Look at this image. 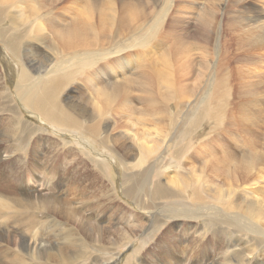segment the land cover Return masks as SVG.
Here are the masks:
<instances>
[{"label": "rangeland", "instance_id": "obj_1", "mask_svg": "<svg viewBox=\"0 0 264 264\" xmlns=\"http://www.w3.org/2000/svg\"><path fill=\"white\" fill-rule=\"evenodd\" d=\"M22 1L23 0H17L18 2L17 3L16 1L9 2V0H5L1 2L2 4L0 5H14V4L15 5L17 4L18 5H26V4L27 5H54V8L50 10V15L55 14L52 16L55 17L56 21L54 22L53 20H51L49 22L45 20L46 23L47 22L48 23L47 25L46 23H44L43 32L44 34L47 32V34H45V37L46 36L48 37V38H45V40L48 39L51 45L48 42V40L47 42L45 41L44 42L43 41L34 42L33 40H31L30 37L29 38L27 37L30 40H27V38H25L24 40H27V42L32 41V42H28L29 45H31V47H29V45L28 47L32 48V45H33V48L35 49L32 48L31 50L32 51L36 50V52L34 53L31 50L29 52V50H27L26 47H21V51H20L21 59L20 60L17 59L16 57H13L12 54L5 48V46L1 42V36H0L1 50H3V52L6 53L7 57L9 58L8 59L6 57L5 58L2 57L1 52H0V85H1L0 86V126L2 125L1 126L2 129L0 128V134L4 132V131L1 132V130L7 129L6 130L7 132L13 131V132H9L8 134H5L6 137H4L3 134L0 135V138L4 137L7 139V140L4 139L5 141L0 140L3 144L4 143L6 144V145L5 144L2 145L3 147H5L7 150L9 148V151L5 153H7L8 155V152H10L8 156H6L5 153H2V157L4 159L2 162L0 161V185H1L0 186V196L4 198L3 192L1 191L2 188L4 187V185L2 184H6L9 180H12L13 178L16 179L18 178L19 175H20L19 177L21 179L24 178V180L25 179L29 180V178L32 179V180L30 179V181H28L30 183L29 184L26 183L25 186L16 185L14 188V192H10V193H13L11 195L14 197L17 196L20 198L22 196L20 198L21 202L17 204L18 208L16 207V205H14L15 207L13 206L10 208H3L0 206L1 207L0 208V237L2 236V229L4 227L9 228L11 233L13 232L11 234V236L13 237V238L11 237L12 238L11 244H13L14 246V241L17 239L18 232L22 230L32 231L33 230L31 228L32 225L30 226L28 222L30 220H38L39 223L36 225V232H37V235L41 236V238L43 237L42 240L44 241L43 243H41L42 245L40 246V249L52 248V247H67L66 240L64 239L63 235L65 234L66 230L69 229L70 231L73 232L74 246L78 249H82L83 253L81 257L78 258L77 260L70 259L69 261H66V263L64 264H98L99 262L106 263V264H162V261L163 262L168 261L169 263H171V260L166 256L164 251H162L163 249L159 242L162 233H164L163 237L165 238L168 245L172 243L171 245H169V249L170 251H173V250L175 251L174 259L178 260V264H211V263L212 264H237V262H239L240 258H243V256H244L243 264H255L256 262H259L261 255L257 251L251 253L253 250L251 247L254 246L253 245L254 239L258 241L259 239H262L264 242V236H263L264 234L263 235L259 234L256 230H252L251 233L249 231L246 232L242 229L241 231H239L240 225H238V223H240L241 225L245 224L247 222L246 217H250L249 215L244 214L242 211L239 212V215L243 216L241 217V221L235 222L236 225L235 223H233V225H229V226L221 223L220 220L218 221V219L213 218V216L208 217L205 215L199 216L194 219H187L184 217H180L177 219L163 218L162 216L163 214L162 209H164L163 206L152 207V210H153L152 213H148V212L145 213V211H142L139 208V205L135 203L133 197L127 195L126 193V190L129 187V183H131V179L129 177H130V174L132 173V170L129 171V169L126 168V171H125V168L122 165V164H126L128 166H131L133 165V163L139 162L137 161L139 159V152L132 150L131 153L127 154L128 158L126 159V161H119L117 154L118 153L121 154V153L116 148L115 143L113 144L114 136L116 135L117 132H118L117 134H120L121 136L125 138H126V135H125L126 133L136 136V134L140 132L139 130L143 132L149 131L153 135L154 134L156 135V133L159 132L161 137H164V141L162 143H165L164 144L165 146L163 145V148L160 149L162 146L161 144L158 152L153 153L152 155L145 158L144 159L145 162L140 161L145 164L144 166L148 164H152L155 161H160L159 166L155 168L154 171L151 173V177L153 180L157 179L158 178L157 176H160L162 177L161 178L162 183H164L165 181L169 180V178H171L172 176H175L176 178L177 176L176 172L184 173V171L187 170L188 167H189L188 170L192 173V177L194 175L198 176L197 174L200 173L199 168L202 167V165H205L208 167V165L210 166L211 163H213L214 161L215 162L218 161L219 165L221 166L225 165L224 161H229L227 168L231 169L230 178L232 180L233 178H235V176L233 175L237 174L236 170L238 168L237 166L234 165L236 164L234 161H240L239 159L242 158L243 154H256V155L262 156V161H264V116L260 117L259 120L257 119L256 120L257 123L254 120L252 121V119H251L252 122H249L250 120L248 119L245 120V118H243V120L241 121L239 120V123L235 122L239 118L238 116L239 112L237 113L236 111L233 110V107H234L233 105L238 103V99L237 97L235 98V96L233 95L234 94L233 92H234V88L236 90L238 89V86L234 87L233 81H232V85L230 88L233 91L231 92L232 96L230 100H232V103H234L233 100H235L236 103L231 104L230 103L231 101L229 100L228 105H230V110H232V113L235 117L232 115L230 111L224 112V115L229 112L232 115V118H234L233 120L229 119L230 121L229 122L225 116L223 118L221 117L219 109L218 111L212 110L213 106L217 107L218 105H221L223 103L222 100H216L215 102L212 103V105L209 104V107L206 106L209 100H211L214 97L213 92L215 93L214 84L216 81V78L214 77L215 74L209 75V72L207 71V74H206L207 86L204 88V94L206 95L202 94V91H203L202 90L200 95L198 96V98L196 99L194 103V109H193L192 114L186 117L184 120H182L181 118H183V116H181V114L183 113V111H181V113H178L177 115L173 114V112L170 111L169 105L171 104L172 99H168L169 92H168V88L166 87L167 86L166 83L164 81L161 82L160 76L158 75L157 80L159 82L158 85L159 84L160 85H159V89H157L158 87L154 85V82L152 83V80L149 81L146 78V75L153 70L156 71L158 74H161L160 71L162 70L163 72L164 70H167L168 65H171L172 68H175L178 66V62H179L178 56L174 54L169 55L166 53L165 49L169 45V43L166 41L164 42V39L160 45H158L155 48H152L150 52H147L145 54L141 52L148 50L149 47L153 43H155V41L157 40V36L156 37L152 36V38L149 37L145 42L141 44H137L135 45V47H132L131 49L118 51L119 49L123 48V43L120 41L114 45V48L112 47V50L115 51L114 54L108 57L97 56L93 59L94 61L92 62H90L91 60H89L83 64L78 65L76 63V58L73 57L75 55L74 53L69 54L67 53V51L65 52L62 49L59 51V49L61 48L59 47V45L61 46V44L58 41L63 36L62 37L57 36L55 30H57L59 26L63 27V24H60V21L62 20H63L62 22L66 24V26L71 25L72 23H70V21L68 20L70 16H74L75 15L74 13L77 12V11L75 12L74 9L75 8L78 9L79 5H82V6L84 4L86 5L85 3L86 0H84L85 2L82 0H79L80 2L78 0H36V1L35 0H24L23 2ZM191 1L186 2V0L184 1L183 0H171V3L169 4L168 9H166L164 18L162 20V28L166 29L167 25L169 24V20H171L172 18H173L172 20L179 19V20L191 21V25L195 23L193 22L194 20L191 18H196L197 13H201V10L199 9L203 8L207 4V2H205L206 4H203V3L201 4V2L200 3L198 2L199 0H193L192 2ZM145 2H147L149 5V7H147L148 9L146 8V11L147 10L152 11V14L150 12L151 18L149 19V21L151 20L153 21L155 16L152 17V15H154L155 13L160 14L162 11H164L163 7H165L164 5H168L169 0H154V1L145 0ZM222 2L223 1L219 2L220 8L217 9V13H216V18H218L217 27L216 29L213 28V31L210 33V37H209V43L211 44L213 49L211 50L212 53L209 54L208 59L210 61L211 60L214 61V64H213L214 67L216 66L217 60L221 61V59H223L221 62H224L225 64L228 65V71L230 69V76L233 78V75L235 72L234 69L236 66L235 65L236 60H233L232 57L229 58L227 56H225L224 58L222 56L223 53L220 52V48L223 43L222 29H225L224 23L226 21L227 16H231L230 18L238 19V17L244 14H242L238 10L239 6L237 7L235 5H232L230 3L231 2L230 0L224 1L225 4ZM157 3L159 6H155L157 5ZM198 4H201L199 5L200 7L198 6ZM226 5L230 8L228 9ZM260 5L262 4L260 3L255 6L259 7ZM119 6H121V3H119V0H114L115 12L110 11V10H103L105 13V16H108V17L117 16L115 20H118V18H120V16L123 15V14L118 15ZM137 6L142 8L145 5H137ZM186 6H189V8L188 7L186 8ZM63 7L65 9V12L63 11L64 10ZM69 7H72V8H69ZM188 9L192 12L188 11ZM41 12H44V10H42ZM10 14L11 15L14 14L13 10H12V13L10 12ZM176 15L178 16V18ZM224 15H225V18H224ZM65 18L66 20L67 19L68 20L66 21ZM92 20L93 22L96 20L94 23L97 24L96 16ZM8 24H9L8 21L4 22L0 24V28L2 27L7 28L6 26ZM28 25L29 23L27 24V26ZM22 28L23 27L19 26V29H22ZM6 30H7V35L10 36V34L13 33L14 29L11 28V29H6ZM46 30L48 31L51 30L52 32L51 31L48 32ZM122 38H125L124 35L122 36ZM183 40H184L182 41L183 43L187 42L186 43L187 46L188 44L190 45L188 47H192V44H191V42L193 43L192 37H188V39L183 38ZM135 41L137 40L134 37H131L129 35L128 42L126 43H131ZM27 42H24V43L27 44ZM103 42L105 44L102 43V46H105L106 48L103 47L102 52H107L108 50L110 51L111 50L110 48L107 49L108 46L106 45V41L104 40ZM46 43H49V44H46ZM50 46H52V48ZM57 46L59 49L58 48L56 49ZM158 47H161V48H158ZM158 50L160 52H158ZM161 50H163V53ZM61 51H63V53ZM54 53H57V54L55 55ZM47 54L49 56H47ZM229 54L232 55V53H229ZM163 55L164 57L166 56L165 59H162ZM46 56L48 58L50 57L49 58L50 60L46 58ZM126 59L129 60L128 63L123 61ZM4 60L7 63L4 64ZM43 61H45L44 63H46L47 61L49 62L43 65L44 64V63L42 64ZM23 62H24V66H23ZM166 64H167V67H166L167 69L165 68ZM27 65H29V67ZM58 65L59 66L61 65V67L65 66V68H68L67 70L69 71L71 70L68 76L69 79L67 78L68 80L67 79L64 80V82L66 83L63 82L62 84L63 86L61 85L60 87L61 89H58L59 91L57 94L58 99L61 101V103L64 104V106L66 105L65 107L68 108L67 110L70 109L69 111L71 112L72 110L73 112H75L76 110L74 111V108L78 105L81 106V104L84 107V109H86L84 111L85 113L89 114L90 111L97 112V107L94 106V101L100 100V103H103L105 99L102 98V95H103L102 92L104 93L110 92L109 88L110 86H114L113 84H119L121 86L120 90L126 94L125 98L121 96L118 98V100L114 101V104L111 105L113 112L107 116L108 120H106L104 117V120H106L105 121L106 123L104 122L105 124L101 125L100 127L101 130L99 134L95 137V139H93L89 135L87 136L83 135L78 130H73V129L64 130L62 128L60 129V127L57 128L51 125L46 120H44L41 116L33 113L29 108H27L23 103H21L18 100L16 94L14 93L15 86L13 84L18 79V74H20V70L22 68H24L25 71L28 73V75L30 76V80L34 82L37 78H41L43 80V79L52 77L54 73L53 71H51V68L56 69L57 68L56 66ZM158 67L160 70L158 69ZM11 68L15 69V72L13 74L9 73L12 71ZM155 68H157L158 71L155 70ZM75 69H77L79 72L77 70L75 72ZM252 69H254V67H251L250 69L253 72L254 70ZM263 70L264 68L262 69V71ZM128 77L129 79H133L134 82L128 81ZM88 78H89V81H88ZM90 80H92V82ZM263 86H264V83H263ZM208 93L211 95H209ZM165 96H167V99L162 100V97H165ZM225 98H227V96ZM154 99L156 101L153 102ZM122 101L123 103H121ZM173 101L175 102V100ZM187 101L188 99L183 100L182 103L185 104L187 103ZM146 102L147 103L156 102L155 105L160 102L161 105L159 104L160 108L158 107V105L156 106L153 105L155 108L152 107L149 110L145 107L147 104ZM166 102L167 104L169 103L168 107H166L167 106ZM206 107L208 109H206ZM11 108L13 109L12 112L9 110ZM132 108H135V109H132ZM197 114L200 115L198 118L196 117ZM121 115L123 117H121ZM78 118L79 120L83 122L84 125L89 123V121L91 123L93 121L98 120V118L95 117L94 119H91L92 120L91 121L84 114H78ZM86 120H89V121H86ZM152 120H153V124H152ZM158 122H160V124H158ZM227 122L229 123L228 125L229 127L226 126ZM242 122H244L243 125H242ZM131 123L133 124V126ZM139 125L142 127H140ZM245 125L246 126L248 125V126L246 127ZM250 128H252L253 130L251 129L250 131ZM217 130L218 132H216ZM28 131L31 133L29 134ZM27 133L29 134V136ZM34 137H37V138H34ZM78 137H81V139ZM100 138L103 140L104 139L106 140H104V142L102 143ZM128 138L130 139L128 140L130 142V145L136 146V143L130 137ZM107 139L109 143L107 142ZM7 144L10 146H7ZM68 148H71V150L73 149L72 153L69 155H65L64 153L68 150ZM103 159H105L108 163ZM42 163L44 166L43 165L40 166V164ZM60 164L62 166H60ZM39 167L40 168L43 167V168L40 169ZM159 168H162V170L159 171ZM49 169L52 170L53 172L50 171ZM223 169L224 168H220V170L210 171V168L209 169L206 168L205 170L206 173L204 172L202 174L203 179L200 176L198 177H200V180L204 181L205 183L208 182V185H211V186L220 185L222 183V178L226 175ZM45 170L46 171L48 170V171L46 172ZM67 171H69V174ZM92 171L96 173L99 177V180L96 181L95 183H92L91 180L86 177V175L92 174ZM261 171L262 173H260ZM261 171H258L257 173L258 175L255 176L253 180L251 179L252 176H249L244 182L243 176L239 175L240 173L244 171L240 169V171L237 174V176L238 175L239 176L237 177L236 183H235V180L232 182V184L234 185V194L233 195L231 194V196L237 197L239 194L243 193V189L250 190V191L251 189L254 190L252 187L256 185L254 187L256 188L258 187L257 189L258 191L255 190L254 193L255 194L258 193V196L264 199L263 195H261V191L264 192V187H263L264 186V169ZM38 172H40V174ZM12 173H13V176L9 177V174L11 175ZM217 173H219L220 175ZM251 173L253 174L254 170H252ZM189 178H191V175ZM259 178L261 179L262 182L259 180ZM249 179H251L250 180L251 182L249 181ZM100 180L102 182H100ZM40 181L41 183L42 182L43 183L41 184ZM33 182L36 184H34ZM259 183L261 184V186ZM91 184H94L95 186ZM98 186H102V187L99 188ZM74 187H76L77 190L76 188L74 189ZM57 189H59L60 191L59 193ZM181 193L185 195V198L192 197L188 190L181 191ZM17 194L21 196H18ZM38 194H42V195H38ZM44 194L45 196L58 194L60 196H65L68 201L70 200L68 204L66 205L63 204V205L66 207H71L73 209H79V213L76 214V216H74L73 218L76 219L77 222L80 221L82 225L85 224L83 232L82 231L80 232L77 230L74 224L75 222L74 220L65 221V219H62L58 215L49 213L45 210L39 211L35 209H29L27 207L23 209L21 208V206L25 204L26 202L30 204L37 203L38 201L41 200V196H44ZM33 196H38V197L35 199H32ZM178 201H179V207L182 206V208L184 209L191 208V205L187 204V202L190 201L189 199L185 200L182 198L181 200H178ZM208 201L209 203H206V205L210 207L218 206L217 205L218 202L214 201L215 203H217V204H214L213 202H210V200ZM182 202H186V203H183L181 205ZM223 210L228 211L225 207H223ZM154 211L156 212L155 216H153ZM209 211L210 210H207L206 212H209ZM199 214H202V213H199ZM89 215L91 217H89ZM51 217L52 219H50ZM154 217L157 218L156 221H152ZM40 222H43V223H40ZM43 224L44 226H42ZM94 224L95 225L97 224L96 228H99L98 230L91 229L94 226ZM234 225H235V228H233ZM27 226H30V227H27ZM222 228H224V230L226 231V232L224 231V234H223L225 235L224 238H223V235L220 237H217V236L212 237V232L214 231V229L221 230ZM169 230L171 232H173V230L178 231L180 234L181 240L179 239L180 240L179 241L175 239L176 240L175 241V240L170 239L169 241V239L165 235V232ZM89 234L90 236L88 237ZM210 237L211 239L208 240ZM248 237L251 239H249ZM3 244L4 242L0 239V250L3 249L2 248ZM238 246L242 247L243 250L239 248ZM107 252L109 254H106ZM241 254L243 256H240ZM94 255H96L95 258H93ZM96 258H99V259H96ZM166 259H169V260H166Z\"/></svg>", "mask_w": 264, "mask_h": 264}, {"label": "bare ground", "instance_id": "obj_2", "mask_svg": "<svg viewBox=\"0 0 264 264\" xmlns=\"http://www.w3.org/2000/svg\"><path fill=\"white\" fill-rule=\"evenodd\" d=\"M3 1H5V0H0V4H2L1 2H3ZM14 1L17 2V0H9V2H14ZM82 1H84V0H82ZM152 1H154V0H152ZM188 1H191V0H188ZM188 1L186 0V2H188ZM220 1H223L222 3H224V1H226V0H199L198 1L199 3L201 2V4L202 3L206 4L205 2H207V4L203 8H200V9L197 7L199 10H201V13H197L196 18H191L194 20L193 22H195V23L197 22L196 24L193 23L191 25V21H188V20H179V19L172 20L173 19L172 17L174 16L173 15L171 17L172 21L169 20V24L167 25L166 29H163L162 28V20L164 18L166 9H168L169 4L171 3V0H169L168 5H164L165 6V7H163L164 11H162L160 14L155 13L154 15H152V17L155 16L153 21L152 20L149 21V19L151 18L150 12L152 14V11H150V10L146 11V8L149 7V5L147 3L148 1L145 2V0H119V3H121V6L118 7L119 13L118 12L117 13H118V15H121V14H123V15L120 16V18H118V20H115V18L117 16H114V17L105 16V13L103 11V10H110V11L115 12L114 0H86V2L84 1L86 3V5L85 4L83 6L79 5L78 9L73 8L75 10V12L76 11L77 12L74 13L75 14L74 16H70L69 20L67 19L68 21H70V23H72L71 25L66 26V24H64L62 22L63 20L60 21V24H63V27L59 26V28L57 30H55V32H56L57 36H61V37L63 36V37L58 41L61 44V46L59 45V47H61V48L59 49L57 46L56 49L58 48L59 51L62 49L65 52L67 51V53H69V54L74 53L75 55L74 54H72V55H74L73 57L76 58V63L78 65H80V64H83L89 60H91L90 62L94 61L93 59L97 56L108 57V56L114 54L115 51L112 50V47L114 48V45L120 41L123 43V48L119 49L118 51L131 49L132 47H135V45L145 42L149 37L152 38V36H154V37L157 36V40L155 41V43H153L149 47L148 50H145L141 53L145 54L147 52H150L152 50V48H155L158 45H160L164 39V42L166 41L169 43L168 46L166 45L167 46L165 49L166 53L169 55L174 54V55L178 56V61H179L178 66L177 67L174 66L175 68H172L171 65H168V69H167L166 68L167 64H166L165 68L167 70H164L163 72L161 70L160 71L161 74H158L156 71L153 70V71L149 72L147 75L146 74L145 75L149 81L152 80V83L154 82V85L158 87L157 89H159V85H160V84L158 85V83H159L157 80L158 75L160 76L161 82L164 81L166 83V85H167L166 87L168 88V92H169V95H168L169 98L168 99H172V102L169 106H170V111H172L173 114L177 115L178 113H181V111H183V113L181 114V116H183V118H181L182 120H184L186 117H188L189 115L192 114L193 109H194V103H195L196 99L198 98V96L200 95L202 90H203L202 94H204V88L207 86L206 74L208 71L209 75L215 74L214 77L216 78V81L214 84V87H215V93L213 92L214 97L211 100H209V102L206 104V106L209 107V104L212 105V103L215 102L216 100H222L223 103L221 105H218L217 107L213 106L212 110L218 111V109H219L220 115L222 118L225 116L228 121H229V119L233 120L234 119V118H232L233 113H232V110H230V105H228V102L232 96L231 92L233 90H231L230 87H231L232 81H233L234 87L238 86V89L236 90L234 88V92H233L234 93L233 95L235 96V98L237 97V99H238V103L234 104V103H236L235 100H233L234 103H232V100H230L231 101L230 103L234 104L233 110L236 111L237 113L239 112L238 113L239 118L235 122L239 123V120L241 121V120H243V118H245V120L246 119L250 120L249 122H252L253 120L256 122L257 119L259 120L260 117L264 116V112H262V111H264V86H263L264 70L262 71V69L264 68V65H263L264 64V0H230L231 1L230 3L232 5L237 6V7L239 6V9L238 8L237 9L242 14H244V15H241L240 17H238V19L230 18L231 16H227L226 21L224 23L225 29H222L223 43L221 45L220 52L223 53L222 56L224 58H225V56H227L229 58L232 57L233 60H236L235 61L236 66L234 69L235 72H234L233 78L230 76V69L228 71V65L225 64L224 62H221L223 59H221V61L217 60L215 67L213 65L214 61L213 60L210 61L208 59V56L210 53H212L211 50L213 49L211 44L209 43V37H210V33L213 31V28L216 29V27H217L218 18H216V13H217V9L220 8L219 7ZM227 1H229V0H227ZM260 3L262 5H260L259 7L255 6V5H258ZM201 4H198V6ZM208 4H210V5H208ZM137 5H145V6L140 8ZM228 5H230V4H228ZM155 6H159L158 3ZM191 6H192V4H191ZM75 7H76V5H75ZM187 7L189 8V6H186V8ZM53 8H54V5H27V4L26 5H18V4L17 5H15V4L14 5H0V24L7 22V21L9 22V24L6 26L7 28H3V27L0 28L1 42L3 43L5 48L12 54L13 57H16L19 60L21 59V55H20L21 47H26V49L29 50V52H30V50L33 48V45H32V48H29V47H31V45H29L28 42H32V41L27 42V40H30V39H28L29 37L34 42H41V41L47 42L48 39L45 40V38H48L47 36L45 37V34H47V32L45 34L43 32L44 31V23H46V21L50 22L51 20H53L54 22L56 21L55 17L52 16L55 14L51 13L52 15H50V10H52ZM69 8H72V7H69ZM227 8L229 9L230 7L227 6ZM63 9H64V7H63ZM66 9H67V7H66ZM12 10L14 12L13 15L10 14V12L12 13ZM42 10H44V12H41ZM74 10H72V11H74ZM63 11L65 12V9ZM188 11H190V10L188 9ZM176 12H178V11H176ZM190 12H192V11H190ZM69 13H70V11H69ZM153 13H154V11H153ZM230 14H228V15H230ZM95 16L97 17V24L94 23L96 20L94 22L92 20ZM177 18H178V16H177ZM224 18H225V15H224ZM239 18H240V20H239ZM59 19H61V18H59ZM65 20H66V18H65ZM28 23H29V25L27 26ZM47 23H46V25H47ZM51 23H53V22H51ZM19 26H21L23 28L19 29ZM48 26H49V24H48ZM11 28L14 30H13V33L10 34V36H9V35H7L6 29H11ZM17 29H19V30H17ZM46 31H48V30H46ZM50 31H48V32H50ZM53 34H54V32H53ZM88 35H90V36H88ZM123 35L125 38H122ZM129 35L131 37H134L137 41L131 42V43H126V42H128ZM188 37H192V39H193V43L191 42L192 47H188L190 45L188 44V46H187L186 41H185L186 43L182 42V41H184L183 38L188 39ZM25 38H27V40H24ZM104 40L106 41V45L108 46L107 49H109V48L111 49L110 51L108 50L107 52H102V48L105 47V46H102V43L105 44L103 42ZM24 42H27V44ZM48 42L50 43L49 40H48ZM49 43H46V44H49ZM28 45H29V47H28ZM50 45H51V43H50ZM50 47L52 48V46H50ZM158 48H161V47H158ZM33 49H35V48H33ZM162 49H164V48H162ZM97 50H99V51H97ZM63 51H61V52L63 53ZM161 51L163 53V50H161ZM0 52H1L2 57L8 58L6 53H4L3 50H1V47H0ZM32 52L35 53L36 50H33ZM158 52H160V51L158 50ZM57 53H54V54L56 55ZM141 53H139V54H141ZM229 53H232V55H230ZM37 55H36V57H37ZM47 56H49V55L47 54ZM47 56H46V58H48ZM165 57L163 55L162 59H165ZM175 58H177V57H175ZM5 60H4V64L7 63L6 62L7 60L6 61ZM45 60H47V59H45ZM66 60H68V59H66ZM151 60H153V59H151ZM123 61L127 62V63L129 62L128 59L123 60ZM212 61H213V63H212ZM44 62L45 61H43L42 64ZM47 62H49V61H47ZM46 63H44L43 65H45ZM64 63H65V61H64ZM56 64H57V62H56ZM23 66H24V62H23ZM27 66L29 67V65H27ZM56 67H55L56 69L53 68L54 70L51 68V71H53V73H54V75L52 77L47 78V79H43V80L41 78H37L34 82H32L30 80V76L25 71V69L22 68L20 70V74H18V79L13 84L15 86L14 93L16 94L18 100L21 103H23L33 113L41 116L44 120H46L51 125H53L57 128L60 127V129L62 128L64 130L65 129L66 130H71V129L78 130L83 135H85V136L89 135L90 137L95 139V137L99 134V132L101 130V128H100L101 125L105 124L106 123L105 121L108 120L107 116L113 112L111 105L114 104V101L118 100L119 97L123 96L125 98L126 94L120 90L121 86L119 84H113L114 86H110V88H109L110 92H108V93L102 92V94H103L102 98L105 99L103 101V103H100V100L94 101V106L97 107V112L90 111L89 114L85 113L84 111L86 109H84L82 104H81V106L75 105L76 107L74 108V111L76 110L78 112H76V111L73 112V110L71 112V111H69L70 109L67 110L68 108L65 107L66 105L64 106V104L61 103V101L58 99V96H57L58 91H59L58 89H61L60 88L61 85L63 84L64 80L68 78L71 70L69 71V70H67L68 68H65V66L61 67V65L60 66L58 65ZM150 67H152V66H150ZM251 67H254V69H252V70H254L253 72L250 70ZM158 69H159V67H158ZM27 70H29V69H27ZM76 70L77 69H75V72H76ZM155 70H157V68H155ZM14 72H15V69H12V71L9 73L13 74ZM16 72H17V70H16ZM59 72H61V73H59ZM103 73H105V72H103ZM129 73H131V72H129ZM100 75H101V73H100ZM127 76H129V75H127ZM127 76H125V77H127ZM88 81H89V78H88ZM90 81L92 82V80H90ZM128 81L134 82L133 79H129V77H128ZM64 83H66V82H64ZM138 84H139V82H138ZM161 86H163V85H161ZM232 89H233V87H232ZM213 91H214V89H213ZM204 95H206V94H204ZM209 95H211V94H209ZM4 96H6V95H4ZM226 96H227V98H225ZM4 99H5V97H4ZM166 99H167V96L162 97V100H166ZM186 99H188L187 103L183 104L182 103L183 100H186ZM173 100H175V102ZM148 101H149V99H148ZM154 101H156V100L154 99L153 102ZM222 101H220V102H222ZM121 103H123V101ZM155 103H147L148 105L146 104L145 107L150 110L152 107H154L153 105H155ZM159 104H160V102L156 105H158V107L160 108ZM166 104H167V102H166ZM168 104L166 107H168ZM12 108L9 109L11 112L13 111ZM14 108H15V106H14ZM132 109H135V108H132ZM206 109H208V108L206 107ZM225 111L226 112L230 111L232 113V115L229 112L224 115ZM78 114H84L90 120L94 119L95 117L98 118V120L93 121L91 123L89 120H86V121H89V123L84 125L83 122L81 120H79ZM128 114H129V112H128ZM152 114H153V112H152ZM164 114H166V113H164ZM199 116L200 115L197 114L196 117L198 118ZM104 117L106 120H104ZM121 117H123V116L121 115ZM240 117H242V118H240ZM80 118H82V117H80ZM138 119H140V118H138ZM251 119H252V121H251ZM195 120H197V119H195ZM243 123L244 122H242V125H243ZM152 124H153V120H152ZM158 124H160V122H158ZM245 124H247V123H245ZM228 125H229V123L227 122L226 126H228ZM1 126H0V128H1ZM132 126H133V124H132ZM140 127H142V126H140ZM251 129L252 128H250V131H251ZM6 130H1V132L4 131V132H2L4 137H6L5 134H8L9 132H13V131L7 132ZM139 131L140 132L138 134H136V136L129 134V133H126L125 134L126 138L121 136L120 134H117L118 133L117 132L116 135L114 136V142L113 141L112 142H113V144L115 143L116 148L121 153V154H119V153L117 154L119 161H126V159L128 158L127 154L131 153L132 150L139 152V159L137 160L139 162H135L131 166H128L126 164H122V165L125 168V171H126V168L129 169V171L132 170V173L130 174V177H129L131 179V183H129V187L126 190V193H127V195L133 197L135 203L139 205V208L142 211H145V213H147V212L152 213L153 212L152 207L163 206L164 207V209H162L163 218L177 219L180 217H184L187 219H194V218H197L199 216L205 215L208 217L213 216V218H217L218 221L220 220L221 223L226 224L228 226L233 225V223H235V222L241 221V217H243V216H240L239 212L242 211L244 214H247L250 217H246L247 222L245 224L241 225L240 223H238V225H240L239 231H241V229H242L246 232L249 231L251 233L252 230H256L259 234H262V235L264 234V227H263L264 226V199L259 197L258 193H256V194L254 193L255 190L258 189V187L256 188V187H254L256 185H254L252 187L254 190L251 189V191H250V190L243 189V193L239 194L237 197L231 196V194L232 195L234 194V185L232 184V182L235 180V183H236L237 177L239 175L243 176L244 182H245L247 177L252 176L251 179L253 180V178H255V176L258 175L257 174L258 171H261L264 169V161H262V156H259L256 154H243L242 158L239 159L240 161H234L236 163L234 165L238 167L236 170L237 174L240 171V169L243 170L244 172L240 173L238 176H237V174L233 175V176H235V178H233L232 180L230 178L231 169L227 168L229 161H224V163H225V165L223 164L224 166L219 165L218 161H216V162L214 161L213 163H211L210 166L208 165V167L205 165H202V167L199 168L200 173L197 175L200 177H202V174L204 172L206 173V171H205L206 168H208V169L210 168V171H216V170H220V168H224L223 171H225L226 175L222 178V183L219 182L222 184V185L220 184L221 186L220 185H216V186L208 185V182L205 183L204 181L200 180V177H198L196 175H194L192 177V173L188 170L189 167L187 168V170L184 171V173L176 172V175H177L176 178H175V176L171 175L172 177L169 178V180L162 183V180H161L162 177L157 176L158 178L155 180H153L151 177V173L154 171L155 168H157L159 166L160 161H155L154 163L148 164L146 166H144L145 164L140 162V161H144V159L147 158L148 156L152 155L153 153L158 152L161 144H162V146L160 149H162L163 145L165 144V143H162L164 141V137H161L159 132H157L156 135L155 134L153 135L149 131H147V132H143L141 130H139ZM216 132H218V130ZM30 133L31 132H29V134ZM119 133H121V132H119ZM132 133H133V131H132ZM2 134H0V135H2ZM29 134H28V136H29ZM77 136H79V135H77ZM4 137L0 138V140L1 141L7 140ZM110 137H111V135H110ZM128 137H130L136 143V146L130 145V142L128 141L130 139ZM10 138H11V136H10ZM34 138H37V137H34ZM78 138L81 139V137H78ZM108 139H107V142H108ZM104 140H106V139H104ZM104 140L101 139V142L103 143ZM1 141H0V161L2 162L4 159L2 157V153L9 151V148L7 150L5 147H3L2 145H4L5 143L3 144ZM34 145H36V144H34ZM7 146H10V145L7 144ZM111 146H113V145H111ZM10 150H12V149H10ZM72 150H71V148H68V150L64 154L69 155L72 153ZM13 152H14V150H13ZM30 152H31V150H30ZM5 154H6V156H8L10 154V152H8V155H7V153H5ZM103 160H105V159H103ZM18 161H20V160H18ZM29 161H31V160H29ZM40 163H41V161H40ZM222 163H223V161H222ZM41 165H43V163L40 164V166ZM57 166H58V164H57ZM60 166H62V165L60 164ZM13 168H14V166H13ZM41 168H43V167H41ZM34 170H36V169H34ZM161 170H162V168H159V171H161ZM252 170H254L253 174L251 173ZM256 170H258V171H256ZM50 171H52V170H50ZM67 172L69 174V171H67ZM38 173L40 174V172H38ZM260 173H262V171ZM217 174H219V173H217ZM190 175H191V178H189ZM10 176H13V173L11 175L9 174V177ZM19 176L16 179L10 178L12 180H9L6 184H2V185H4V187L2 188L1 191L3 192L4 198L0 196V206L1 207L10 208V207H13L14 205H16V207H17V204L21 202V199H20L22 197L21 195L17 194L18 196H21L20 198L17 196L14 197L11 195L13 193H10V192H14V188L16 185H21V186L24 185L25 186L26 183L29 184L30 182H28V181H30L31 178H29V180L25 179L27 181L26 182L24 180V178L21 179ZM86 177L89 178L92 183H95L96 181L99 180L98 175L96 173H94L93 171H92V174H88V175H86ZM121 179H122V177H121ZM202 179H203V177H202ZM207 179H209V178H207ZM251 179H249V181ZM259 180L261 181L260 178H259ZM41 181H40V183H41ZM58 181H59V179H58ZM4 182H5V180H4ZM100 182H102V181L100 180ZM61 183H63V182H61ZM34 184H36V183H34ZM257 184H258V182H257ZM91 185L95 186L94 184H91ZM126 185H127V183H126ZM27 186H29V185H27ZM33 186H35V185H33ZM73 186H75V185H73ZM260 186H261V184H260ZM76 187H74V189ZM98 187L101 188L102 186H98ZM76 190H77V188H76ZM187 190L190 192V194L192 196L191 198H185V195H183L181 193V191H187ZM57 191H58V193L60 192L59 189H57ZM262 193H264V192L261 191V195H263V197H264V194H262ZM97 194H99V193H97ZM235 194H237V193H235ZM38 195H42V194H38ZM37 197L38 196H33L32 199H35ZM182 198L185 200L186 199L190 200L189 202H187V204L191 205L190 209H184V208H182V206L179 207V201L178 200H181ZM169 199H171V200H169ZM204 199H206V200H204ZM208 200H210V202H213L214 204H217L215 202H218V204H217L218 206L210 207V206L206 205V203H209ZM69 202H70V200L68 201L65 196H60L58 194L45 196V194H44V196H41V200L38 201L37 203L30 204V203L26 202L22 206H21V204H22L21 203L20 206L22 209L27 207L29 209H35V210H39V211L45 210L49 213H53V214L58 215L62 219H65V221L74 220L75 221L74 224H75V227L77 228V230L80 232L81 231L83 232L85 224L82 225V223L80 221L77 222V220L73 218L74 216H76V214L79 213V209H73L71 207H66L63 205V204L66 205ZM183 203H186V202H182L181 205ZM223 207H225L228 211H224ZM207 210H210V211L206 212ZM231 210H233V211H231ZM199 213H202V214H199ZM90 215H89V217H91ZM155 215H156V212L154 211L153 216H155ZM52 217L50 219H52ZM158 217H159V215H158ZM44 219H46V218H44ZM156 219L157 218L154 217L152 219V221H156ZM38 223H39L38 220H30L28 222V224H30V226L32 225L31 228L33 230L32 231L31 230L19 231L17 234V239L14 241V246H13V244H11L12 238H13L11 236V234L13 232L11 233L9 228H6V227H4L3 229L1 228L2 229V236L0 237V239L4 242V244L2 246L3 249L0 250V264H64V263H66V261H69L70 259L77 260L78 258L81 257L83 251H82V249H78L74 246V244H73V240H74L73 232L70 231L69 229L66 230L65 234L63 235L64 239L66 240V246L67 247H52V248L40 249V246L42 245L41 243H43L44 241L42 240L43 237L41 238L40 235H37L36 225ZM40 223H43V222H40ZM96 225L94 224V226L91 229H97L98 230L99 228H96ZM141 225H142V223H141ZM235 225H236V223H235ZM235 225L233 226V228H235ZM30 226H27V227H30ZM42 226H44V224ZM224 231H225L224 228H222L221 230L214 229V231L212 232V237L213 236L214 237H216V236L220 237L224 234ZM170 232H171L170 230L165 232V235L169 239V241H170V239L171 240H175V239L179 240L180 239V234L178 231L173 230V232H171V234H170ZM163 235H164V233H162L159 242H160L161 247L163 249L162 251H164L166 256L171 260V263H169L168 261H164L165 262L164 263L162 261V264H178V260L174 259L175 251L174 250L170 251V249H169V245H171L172 243L168 245V243L166 242ZM89 236H90V234L88 235V237ZM126 236H128V235H126ZM224 236L225 235H223V238H224ZM227 236H229V235H227ZM210 239H211V237L208 240H210ZM249 239H251V238H249ZM252 240H250V241H252ZM253 242H254V244H253L254 246L251 247L253 249L251 253L257 251L261 255L260 261L256 262L255 264H264V242L262 239H259V241L254 239ZM50 243H52V242H50ZM42 247H44V246H42ZM239 248H241L243 250L242 247H239ZM240 253H241V251H240ZM106 254H109V253L107 252ZM244 254H246V253H244ZM250 254H248V255H250ZM95 256L96 255H94L93 258H95ZM240 256H243V255L241 254ZM98 257H100V256H98ZM243 258H244V256H243ZM243 258H240V261L237 262V264H243V262H244ZM96 259H99V258H96ZM164 259H165V257H164ZM169 259H166V260H169ZM101 260H99V261H101ZM161 260H162V258H161ZM98 264H106V263H100L99 262Z\"/></svg>", "mask_w": 264, "mask_h": 264}]
</instances>
